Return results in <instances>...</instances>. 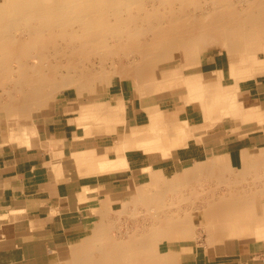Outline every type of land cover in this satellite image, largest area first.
Returning <instances> with one entry per match:
<instances>
[{
    "label": "bare ground",
    "instance_id": "bare-ground-1",
    "mask_svg": "<svg viewBox=\"0 0 264 264\" xmlns=\"http://www.w3.org/2000/svg\"><path fill=\"white\" fill-rule=\"evenodd\" d=\"M262 43L264 0H0V116L11 124L15 137L30 146L36 131L24 114L70 91L90 93L97 84L112 86L131 78L142 97L158 88L170 91L160 82L164 85L171 79L172 89L184 87L190 92L189 102L201 99L207 114L215 109L220 118L261 122L260 113L244 115L238 86H225L222 95L205 98L199 77L189 81L191 77L180 73L160 78L157 70L160 63L176 57L175 47L186 69L200 65L202 54L219 46L228 55L237 83L253 67L257 45ZM81 111V118L104 119L109 125L106 131L114 132L119 122L124 123L121 98L115 105L81 103ZM143 117L148 118L146 123L140 120L115 141L112 149L117 155L141 149L168 156L172 148L185 147L193 137L186 120L166 122L158 105L146 107ZM207 150L201 151L205 161L171 175L150 168L147 181L139 182L135 195L118 212L130 217L132 226L125 225L127 231L117 235L106 225L94 230L72 253L75 264H163L164 256L155 252L161 239L183 241L193 235L195 213L204 220L208 243L226 232L252 228L261 211L256 201L257 164L234 170L222 156ZM93 157L99 161L90 158L86 172L128 165L126 158ZM221 188L226 193H219ZM139 217L142 220L133 226Z\"/></svg>",
    "mask_w": 264,
    "mask_h": 264
},
{
    "label": "crops",
    "instance_id": "crops-1",
    "mask_svg": "<svg viewBox=\"0 0 264 264\" xmlns=\"http://www.w3.org/2000/svg\"><path fill=\"white\" fill-rule=\"evenodd\" d=\"M253 58L256 60L253 67L239 76L237 83V75L232 77L225 67L215 60L208 61V57L202 58L199 67L207 63L201 70L190 75L178 71L177 75L199 77L198 84L204 86H238L244 115L260 113L257 118L261 121L264 118V61L256 54ZM160 83L170 89L174 86L171 79L164 85ZM152 92L160 95L165 91L158 88ZM177 97L168 110L169 121L186 120L193 133L185 147L187 153L181 156L184 159L177 160H187L212 147V153L222 156L237 169L257 164L256 201L261 211L252 228L230 235L226 232L220 240L209 243L207 240L209 245L186 240L163 241L157 249L164 256L163 264H264V121L243 123L238 118L236 127L235 123L212 127L198 118L195 107L183 95ZM130 101L131 106L126 107L121 119L124 129L139 124L140 116L144 115L138 110L140 103L135 98ZM82 112L81 104L75 108L68 103L56 104L42 112L34 120L36 135L30 146L12 143L0 121V264H75L73 254L85 238L101 226L106 225L108 232L115 226L116 204L125 202L139 184L136 171H150V156L133 159L126 152L127 166L115 172L98 171L95 167L90 169L91 173L85 170L89 175L82 176L75 157L79 149L89 144L79 140L85 137L79 134ZM235 128L239 132L233 135ZM102 130L106 132L105 128ZM207 136H210L207 147L202 149L196 138ZM124 137V134H115L116 141ZM83 150L81 155L91 154ZM159 168L167 169L165 163Z\"/></svg>",
    "mask_w": 264,
    "mask_h": 264
},
{
    "label": "rangeland",
    "instance_id": "rangeland-1",
    "mask_svg": "<svg viewBox=\"0 0 264 264\" xmlns=\"http://www.w3.org/2000/svg\"><path fill=\"white\" fill-rule=\"evenodd\" d=\"M236 1H240V0H236ZM261 45H264V43L257 45V48H256L257 53H255V54L257 55V57L258 56L260 57L259 58L260 60L264 61V50H261L262 49ZM175 52H176L175 53L176 57L171 58L170 60L162 62L159 64V67L157 70V75L160 78L172 77L174 75H177L178 71H185V74L190 75L191 73L202 69V67H201L202 65L200 67H199V65H197V66H193L190 68L183 69V67H182V56H181L177 47H175ZM202 55H204L203 56L204 59L208 57V59H207L208 61H214L215 60L216 62H218V64L221 67L222 66L225 67L226 71L229 72L231 74V76L233 77V72L231 69V62L228 58V55L225 51L221 50V48L219 46H213L212 48L206 50ZM253 62L254 63L256 62V60L254 58H253ZM206 63L204 62V64H206ZM195 79H196L195 77H192V78H189V81L190 80L195 81ZM227 82H229V80ZM200 87L203 88L202 92L204 93L205 98L206 97L207 98H213V97H216L218 95H222L225 86H218V85L217 86H215V85L204 86L203 85ZM171 88H172V86H171ZM154 90L156 91V89H154ZM116 91H118V92H116ZM152 91H150V93H148L146 97L140 96L139 87L131 78L125 79L122 82H118L112 86H106L104 84H99V85L97 84L96 86H94V89L90 93H86L85 91L81 90L80 91L81 95H80V94H78L77 91H70L66 94V96L54 99L47 106H44L43 108L40 107L36 112L34 111L30 115L24 114L23 118L28 119L29 123L31 125L30 127H32V129L34 131H36L35 125H34V120L42 112L44 113L46 110H48L50 107H53L56 104L68 103V104H71L72 106H75V108H77V105L81 104V103H83V104L85 103L87 106H89L91 103H97V102H104L105 101L107 103H110L111 105H115V104H117L118 99L123 98V103H124L125 109H126L127 106H129V107L131 106L130 100L135 98L137 103H140V108H139L140 110L139 111H141L142 113L144 112V107L157 106V105L160 106L161 105L160 107L162 109L164 119L167 122V121H169L168 110H169V108L173 107L172 103L174 102V98H178L177 96L183 95V98H185L187 100V103H189V104L193 103V106L195 107V109L197 111L196 115L198 116L199 119L205 121L206 125H209L212 127H217L220 124L223 125V123L226 126H227V124L229 125V123L230 124L235 123L234 125L236 127V124L238 123L237 122L238 119H235L229 115L223 116L220 118L219 117L220 111L215 110V109L214 110L211 109V111L207 114L205 112L203 106H202V100L201 99H196L193 102H189V98H190L189 93L190 92L187 89H180V90L179 89H171L170 91H165L164 93H162L160 95H157L156 92H152ZM123 93L125 95V98L123 97ZM237 98L240 101L242 100V97H241L239 92L237 93ZM108 100L112 101V103L109 102ZM114 101H115V104H114ZM132 102H133V100H132ZM143 116H140V120L142 123H146L148 118L143 117ZM1 120H2L3 126H4V131H5L4 133L7 135L9 134V140L12 143L20 144V145H25V144L27 145V143H25L19 136L15 137L13 130L11 128V124L6 120V118L4 116H0V121ZM106 123L107 122H105L104 119L96 120V119H93V117H90V119H87V118L84 119V117H83L80 120V128L81 129H80L79 134L81 136H85V137H83V139H79V140L80 141H83V140L88 141L89 144L86 145L87 147H83L84 148L83 151H90L91 152V154H89L88 156L81 155L82 149H83V148H81L78 150L77 155H75L77 163H78L79 172L82 176L89 175V174L85 173V168L87 167V164L90 163V161H89L90 158L97 160L93 156H95L97 158L99 155H107L111 160L117 159V158H119L120 160L122 158L125 159V156H126L125 153L126 152L121 151L117 155L116 152L112 149V146L116 141L115 140L116 139L115 134L118 131L120 134H124L127 132L128 129H124V125L122 124V122H119L117 124L116 130H114V132H110L107 130L106 132H108V133H105L104 130H102V129L109 126ZM100 127L102 129H100ZM188 131L190 133L192 131V129H189V127H188ZM238 132H239V130H238V128H236V130L234 129V131H232V134L235 135V134H238ZM191 134L193 135L192 132H191ZM209 138H210V136H207V138H200V137L196 138L197 143L199 144L200 148L203 149V147H205V148L207 147V141L209 140ZM190 139H192V137ZM193 140H195V139H193ZM185 147H187V145ZM185 147L172 148V153L168 156H163L161 154V152H159V151L144 152L141 149L128 150L127 153H128V156L130 158H133V159L135 157L136 158H142L144 156L145 157L150 156V160H151V164H150L151 167L150 168L160 169L162 171H165L169 175H171V174H173L174 170L176 171V169L181 170V168H183L185 166L193 165L196 162L205 161V159L207 158V157L205 158L204 154L198 153V155H194L192 158L188 157L187 160H181V161L179 160L178 161L177 160L178 157L180 159H184L182 157L187 153ZM217 147L219 149L222 148L221 146H217ZM193 148H195V147L192 146V149ZM194 151H197V150L194 149ZM202 152H205V151H202ZM206 152H208L207 154L214 155V153H212L213 150L211 147H209ZM79 155H81V156L78 159ZM192 160H194V161H192ZM97 161H99V160H97ZM162 163H165V167H167V169L159 168V167H161ZM181 163H183V164H181ZM228 165L231 166L230 164H228ZM124 166H122V167H124ZM236 169L237 168H235L234 170H236ZM115 171H117V170H115ZM115 171L108 170L105 172H115ZM148 171H149L148 169L136 171V175H139L138 176L139 182L144 183L145 181H147V179H148L147 172ZM87 173H91V172L88 171ZM135 178L137 179V177H135ZM248 185H249V183H247L246 186L248 187ZM217 191H218V189H217ZM221 191H222V193H226L225 190H223V188H221L219 190V193H221ZM134 195H135V190L133 191V193L129 197H132ZM123 203H117L116 204L117 208H115V210H117V211L115 212V214L117 215V219L115 222L114 229H116L117 232L112 228L111 233L113 235H117V234H119V232L124 233L125 231H123V230H126V228L124 227L125 225L126 226L127 225L132 226V223H131L132 219H130V217L128 218V216H125L123 218L124 215L119 216L120 213L118 214V212L123 207ZM197 203H200V199L198 200ZM195 215H196V217H194L193 219H195L194 221L196 224H195V227H193L194 228L193 232H192L193 235L191 234V236H189V238L187 237L184 240L189 241V242L198 241L199 243H202L203 245H207L208 243L206 242L207 241L206 238H208V236L206 235V232L202 228V223L204 222V220H203L202 216H200L198 213H195ZM138 220H142V217L136 218V221H135V219H133V222H134L133 226L137 225ZM120 223L122 224V226ZM117 226H118V229L120 227L119 230L117 229ZM113 232H115V233H113ZM167 239H168V237H167ZM163 241H165V240L161 239L159 244H161ZM157 249H155V252L157 254H159Z\"/></svg>",
    "mask_w": 264,
    "mask_h": 264
}]
</instances>
